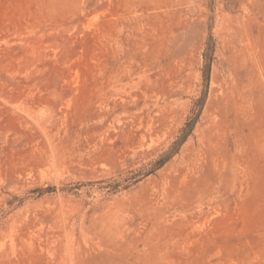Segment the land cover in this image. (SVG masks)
I'll return each mask as SVG.
<instances>
[{"label":"rangeland","instance_id":"rangeland-1","mask_svg":"<svg viewBox=\"0 0 264 264\" xmlns=\"http://www.w3.org/2000/svg\"><path fill=\"white\" fill-rule=\"evenodd\" d=\"M0 264H264V0H0Z\"/></svg>","mask_w":264,"mask_h":264},{"label":"bare ground","instance_id":"bare-ground-1","mask_svg":"<svg viewBox=\"0 0 264 264\" xmlns=\"http://www.w3.org/2000/svg\"><path fill=\"white\" fill-rule=\"evenodd\" d=\"M238 98V97H237Z\"/></svg>","mask_w":264,"mask_h":264}]
</instances>
